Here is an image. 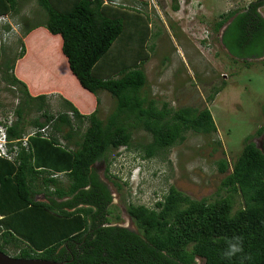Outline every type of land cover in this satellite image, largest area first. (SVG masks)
Wrapping results in <instances>:
<instances>
[{"label":"trees","instance_id":"1","mask_svg":"<svg viewBox=\"0 0 264 264\" xmlns=\"http://www.w3.org/2000/svg\"><path fill=\"white\" fill-rule=\"evenodd\" d=\"M27 1L0 0V18L8 19L0 22V39H10V31L15 38L21 23L23 35L13 56L6 57L0 44L2 89L17 100L11 111L0 100V111L12 112L9 141L23 138L33 111L39 113L28 122L33 131L48 128L32 131L28 147L17 144L13 161L0 158L1 186H14L12 212L0 206V251L8 254L12 248L16 258L64 264H264V149L250 139L234 160L217 163L227 197L212 203L191 200L170 186L153 207L126 206L135 228L117 224L113 193L94 166L101 162L110 181L112 152L134 149L141 158H166L188 132L215 133L212 115L207 108L159 107L144 93L147 79L139 64L148 55L134 45L150 24L142 14L127 13L113 0H68L66 7L59 0H35L45 18L27 29L15 17ZM263 6L264 0H252L219 15L213 25L231 58L247 65L264 57ZM10 16L17 24L9 22ZM100 91L114 102L104 120L97 115ZM51 93L60 98L62 110L56 115L50 111ZM140 130L151 139L133 144V133ZM37 192L47 202H33ZM236 194L241 206L235 210ZM230 243L242 250L229 258L224 254Z\"/></svg>","mask_w":264,"mask_h":264},{"label":"rangeland","instance_id":"2","mask_svg":"<svg viewBox=\"0 0 264 264\" xmlns=\"http://www.w3.org/2000/svg\"><path fill=\"white\" fill-rule=\"evenodd\" d=\"M113 1L127 13L142 14L146 26L148 21L150 23L144 29V35L142 30L138 33L139 46L134 43L148 55L139 64V67L143 66L147 79L144 93L159 107L165 103L172 109H209L217 130L210 135L188 132L184 142L172 147L166 158H141V152L134 149L112 152L110 181L103 174L104 165L101 162L96 164L100 177L115 193L112 206L116 207L115 213L120 217L117 224L133 229L134 224L125 212L126 206L153 207L170 186L191 200H206L208 203L229 195L222 187L224 174L218 171L217 163L222 159L234 160L246 139L259 148L264 145V57L250 59L248 65L243 60L231 58L220 43L221 33L213 31L219 15L241 10L252 0H139L145 6L138 2L134 4V0L132 3ZM175 4L177 11L173 10ZM31 9L35 10L34 1H28L26 8H20V12L27 15L22 18L26 27L45 18L43 10L30 12ZM259 11L264 17V6ZM6 19L1 17L0 22ZM9 19L17 24L12 16ZM127 21L124 19L125 26ZM16 31L15 38L12 31L7 34L10 39L5 37L6 57L19 51L18 43L23 35L21 30ZM144 36L147 39L142 43ZM2 71L0 65V85L4 87ZM216 89L220 90L219 94L209 101L208 97ZM49 95L50 111L56 115L62 110L60 98L54 93ZM97 97V115L104 120L113 110L114 102L107 92L100 91ZM0 100H4L2 102L11 111L14 99L2 88ZM36 116L38 114L33 112L29 119ZM86 126L84 123L82 130ZM260 129L262 132L258 134ZM150 139L142 130L134 131L132 136L133 144L147 143ZM60 141L66 143L62 138ZM112 182L121 188L117 189ZM233 199L236 210L241 206V198L236 194ZM20 217L18 214L13 219ZM8 251L10 256L17 253L12 248Z\"/></svg>","mask_w":264,"mask_h":264},{"label":"crops","instance_id":"3","mask_svg":"<svg viewBox=\"0 0 264 264\" xmlns=\"http://www.w3.org/2000/svg\"><path fill=\"white\" fill-rule=\"evenodd\" d=\"M31 1H34V4H35V10H30V12L31 11H36V10H39V12H40V7L38 6V4L37 3H35L36 1L35 0H31ZM116 1H118V0H116ZM28 2V1H27ZM27 2H21L20 4H19V7H18V14H17V16H18V21H19V23H21V21H20V19H22V18H25L27 15L26 14H24V12H20V8H23V6H24V8H26L27 7ZM59 2L61 3V4H59V6H61V7H66L67 5V2H68V0H59ZM124 2L126 3H132V0H124ZM56 3V2H55ZM57 8H58V6H56ZM29 8H32V5L31 6H29ZM37 8V9H36ZM26 11V13H27V10H25ZM33 12V13H34ZM37 13H38V11H37ZM23 20V19H22ZM10 23H11V21H9ZM12 24V23H11ZM21 26H22V23L21 24H19V26L17 27V29H21ZM27 29H30V27L29 28H27ZM0 87H1V85H0ZM1 88H3V87H1ZM50 96V95H49ZM2 101H4V100H2ZM13 103H16L17 102V100H13L12 101ZM7 108H8V105H7ZM2 108H0V110H1ZM1 111H3V110H1ZM0 111V112H1ZM8 112V111H7ZM34 112V111H33ZM32 112V113H33ZM14 113V112H13ZM32 113H30L27 117H26V123H27V125H26V132L24 133V135H23V137H26V136H28L34 129H33V126H30V125H28V122H31V120H33L34 118H39V113L38 112H36L37 114H38V116H36V117H34L33 119H29V117H30V115L32 114ZM15 116V115H14ZM4 164V163H3ZM5 165V164H4ZM1 166V165H0ZM5 168H6V165H5ZM0 171H1V169H0ZM4 171L2 170V172H0V174L1 173H3ZM37 179V178H36ZM39 180V179H38ZM38 180H36L35 181V187L39 184V182H38ZM14 187V186H13ZM13 187H11V186H9L8 188L7 187H3V186H1L0 185V206L2 207V208H6L7 209V211L6 212H4V213H8V212H12V210L11 209H9L10 208V206H11V204H12V202L14 201V199H13V195H12V193H11V189L13 188ZM33 202H47V198H45V195L43 194V193H39V192H37L35 195H34V197H33ZM13 208V207H12ZM9 209V210H8ZM2 211L0 210V213H1ZM17 212V211H16Z\"/></svg>","mask_w":264,"mask_h":264},{"label":"built area","instance_id":"4","mask_svg":"<svg viewBox=\"0 0 264 264\" xmlns=\"http://www.w3.org/2000/svg\"><path fill=\"white\" fill-rule=\"evenodd\" d=\"M2 113V112H1ZM13 121L12 112L2 113L0 114V158L13 161L17 156L18 151L20 150V146L28 147V138L31 133L16 141H9L6 135V127L11 124ZM35 130L33 131L32 135L37 133L38 131L41 133H45L46 129ZM17 144H20L17 145Z\"/></svg>","mask_w":264,"mask_h":264},{"label":"water","instance_id":"5","mask_svg":"<svg viewBox=\"0 0 264 264\" xmlns=\"http://www.w3.org/2000/svg\"><path fill=\"white\" fill-rule=\"evenodd\" d=\"M223 28L225 29L226 26ZM0 264H64V263L50 261V260H43V259L16 258L0 251Z\"/></svg>","mask_w":264,"mask_h":264},{"label":"clouds","instance_id":"6","mask_svg":"<svg viewBox=\"0 0 264 264\" xmlns=\"http://www.w3.org/2000/svg\"><path fill=\"white\" fill-rule=\"evenodd\" d=\"M1 32H3L2 29H1ZM4 41H5L4 39H0V44L3 45L2 42H4ZM241 250L242 249H241L240 246H238V243H230L229 249H228L227 252H225L224 255L226 257H229L230 258L231 256L235 255L236 253L240 252Z\"/></svg>","mask_w":264,"mask_h":264},{"label":"flooded vegetation","instance_id":"7","mask_svg":"<svg viewBox=\"0 0 264 264\" xmlns=\"http://www.w3.org/2000/svg\"><path fill=\"white\" fill-rule=\"evenodd\" d=\"M263 146H264V145H261V146H260V149H262V148L264 149ZM94 167L96 168V165H95ZM99 173H100V172H99ZM99 176H100V175H99ZM100 180H101L102 182H104V183L107 185V188L110 190V192L113 193V191H112L111 187L109 186V184H108L107 182L103 181V179H102L101 177H100ZM111 195H112V194H111ZM114 195H115V193H113V195H112V196H113V200H114ZM119 226H122V225L119 224Z\"/></svg>","mask_w":264,"mask_h":264}]
</instances>
